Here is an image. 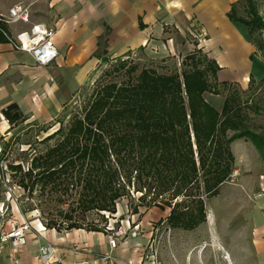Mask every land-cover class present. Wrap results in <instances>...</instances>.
Instances as JSON below:
<instances>
[{"label":"trees","instance_id":"16d2710c","mask_svg":"<svg viewBox=\"0 0 264 264\" xmlns=\"http://www.w3.org/2000/svg\"><path fill=\"white\" fill-rule=\"evenodd\" d=\"M241 2L248 16L237 15L236 5ZM241 2L232 6L229 17L245 27L252 43L249 33L263 28L264 21L255 0ZM0 28L6 26L0 23ZM259 48L264 53V43ZM181 64L180 72L158 73L143 67L137 73V65L126 68L120 62L114 70L126 68L125 81L97 84L81 112L46 137L60 135L32 159L30 169L21 173L20 165L12 167L22 175L20 186L33 188L41 182L56 188L61 182L71 184L74 178L81 186L78 205L84 212L115 213L117 200L128 195L133 184V192L141 193L138 200L152 194L147 207H171L164 219L170 227L192 230L204 222L203 195H218L233 172L231 142L245 138L264 157V136L247 126L248 115L237 94H228L220 110L206 100L205 94H217V87L232 86L217 81L220 67L215 60L194 49ZM3 114L11 125L24 119L16 104L3 109ZM35 169L38 172L33 175ZM60 175L66 180L57 181ZM166 193L168 199L159 200ZM133 211L141 214L137 207ZM66 218L70 221L65 229L82 228L70 216ZM87 230L103 231L95 225Z\"/></svg>","mask_w":264,"mask_h":264},{"label":"crops","instance_id":"0c3cea01","mask_svg":"<svg viewBox=\"0 0 264 264\" xmlns=\"http://www.w3.org/2000/svg\"><path fill=\"white\" fill-rule=\"evenodd\" d=\"M241 1L13 0L1 5L0 12L7 13L16 3L30 4V22L18 28L37 23L53 28L58 55L49 65H39L29 53L13 49L4 36L0 40V141L12 139L20 124L45 123L56 117L91 77L99 59L96 54L101 52L111 58L140 52L162 59L201 49L220 67L217 81L244 85L250 79H264V60L256 54L245 27L229 17L232 6ZM255 61L261 65L258 76L252 71ZM11 104L24 116L13 125L3 114ZM0 171L4 177L1 165ZM244 220H250V226L238 232V244L222 237L201 257L191 252L189 262L264 264V215L253 218L248 213ZM32 229L25 245L15 249L0 245V264H44L39 247L45 243H51L56 257L65 261L154 264L144 251L153 227L130 228L118 237L115 248L108 243L107 231L46 228L37 222ZM105 255L111 256L108 263L102 260Z\"/></svg>","mask_w":264,"mask_h":264},{"label":"rangeland","instance_id":"374dc122","mask_svg":"<svg viewBox=\"0 0 264 264\" xmlns=\"http://www.w3.org/2000/svg\"><path fill=\"white\" fill-rule=\"evenodd\" d=\"M10 1L13 0H0V6L7 5ZM255 2L264 21V0H255ZM236 12L238 16H248L246 5L242 2L236 5ZM249 34L256 54L264 60V53L259 48L260 43H264V27ZM183 57L160 59L139 52L136 55L111 58L101 54L91 77L56 117L45 123L20 124L12 139L0 141L6 149L0 159L5 174L4 177L0 175L2 181L0 230L7 229L11 220L26 221L30 224L31 231L32 225L36 222L47 228L53 224L55 228L60 226L65 229L70 221L66 218L68 216L71 217L72 222L82 228L87 229L95 225L109 234L119 232L121 234L119 237H123L125 231L136 225L143 231L146 227H153V236L144 251L148 255L152 253L151 251H156L157 264H191L189 262L191 252L195 253L197 258L201 257L204 249L208 251L209 246L220 244L222 237L231 244H238L240 241L238 232L250 226V220H244L246 215L250 213L253 218L264 215V157L245 138L231 142L230 150L234 156L233 172L219 187L218 195L213 197L203 195L206 219L192 230L170 227L168 221L164 219L171 207H165L164 210L154 206L147 207L146 203L152 194H148L143 201L138 200L141 193L133 192V184L129 187V194L117 200L115 213L97 209L84 212L78 205L81 186L74 178L71 184L61 182L56 188L52 183L42 186L41 182H36L33 188L28 186L24 189L20 186L22 175L12 169L16 165H20L21 173L30 169L32 159L54 145L60 135L46 137L53 134L60 125L67 126L74 113L81 112L97 84L106 81L117 83L125 81L129 76L126 68L130 65H137V73L143 67L153 68L158 73L171 70L180 72L183 67L181 64ZM122 61L126 63V68L115 71L114 68H117ZM260 67L261 65L255 61L252 69L255 76L261 71ZM231 84L229 89L217 87V94L206 93V100L221 109L228 94H237L241 107L248 115L247 126L264 136V79H253L244 85L237 82ZM37 172L38 169H35L33 175ZM62 180H66V177L60 175L57 181ZM166 199H168L167 193L159 198L163 202ZM181 200L182 197H179L178 201ZM134 207L139 209L140 215L134 213ZM148 221L150 224L147 226Z\"/></svg>","mask_w":264,"mask_h":264},{"label":"built area","instance_id":"2783aa9c","mask_svg":"<svg viewBox=\"0 0 264 264\" xmlns=\"http://www.w3.org/2000/svg\"><path fill=\"white\" fill-rule=\"evenodd\" d=\"M29 22L30 4L19 2L12 5L7 13L0 12V23L7 26L6 29L0 28V31L13 49L29 53L39 65H49L58 55V50L53 42L55 31L43 23L32 24L28 29L18 28V25ZM11 27H13V30H11ZM3 153L4 145L0 142V159ZM30 231V224L26 221L11 220L8 222L7 229L0 230V245L7 244L11 248H19L27 243V235ZM120 235L119 232L108 235V243L111 248L117 246ZM151 252L148 258L151 259V262L157 264V260H155L157 252ZM39 256L44 264H90L87 259L65 261L61 257H56L51 243H45L39 247ZM102 260L104 263H108L111 256L105 255Z\"/></svg>","mask_w":264,"mask_h":264},{"label":"bare ground","instance_id":"6f19581e","mask_svg":"<svg viewBox=\"0 0 264 264\" xmlns=\"http://www.w3.org/2000/svg\"><path fill=\"white\" fill-rule=\"evenodd\" d=\"M227 253V252H226ZM228 254V253H227ZM227 254H225V258H226V260L229 258V256L227 255ZM228 261V260H227Z\"/></svg>","mask_w":264,"mask_h":264}]
</instances>
